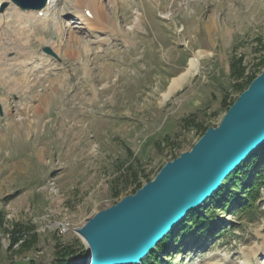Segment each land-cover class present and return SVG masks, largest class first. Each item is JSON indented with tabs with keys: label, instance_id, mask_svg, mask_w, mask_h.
I'll use <instances>...</instances> for the list:
<instances>
[{
	"label": "rangeland",
	"instance_id": "374dc122",
	"mask_svg": "<svg viewBox=\"0 0 264 264\" xmlns=\"http://www.w3.org/2000/svg\"><path fill=\"white\" fill-rule=\"evenodd\" d=\"M73 1L54 0L45 24L21 26L11 3L0 8L33 57L21 66L12 52L0 67V264H56L58 245L86 251L76 231L201 139L184 119L220 124L224 95L237 97L231 63L241 60L245 76L264 71V0H101L106 32L78 20ZM71 36L83 40L80 58L66 48ZM197 51L199 71L163 98ZM130 162L141 171L135 193L118 180ZM253 211L217 210L216 228L197 243L178 240L172 263L264 264V185ZM34 236L35 249L19 255Z\"/></svg>",
	"mask_w": 264,
	"mask_h": 264
},
{
	"label": "water",
	"instance_id": "95a60500",
	"mask_svg": "<svg viewBox=\"0 0 264 264\" xmlns=\"http://www.w3.org/2000/svg\"><path fill=\"white\" fill-rule=\"evenodd\" d=\"M13 1L26 8L20 0ZM46 1L40 0L37 7L43 8ZM261 74L191 151L167 163L135 195L76 231L87 248L88 264H140L264 144V71Z\"/></svg>",
	"mask_w": 264,
	"mask_h": 264
},
{
	"label": "trees",
	"instance_id": "16d2710c",
	"mask_svg": "<svg viewBox=\"0 0 264 264\" xmlns=\"http://www.w3.org/2000/svg\"><path fill=\"white\" fill-rule=\"evenodd\" d=\"M241 60H236L231 63V78L235 80L232 86L233 92L238 98L252 83L257 76H245V68L241 66ZM260 65L264 66V60ZM243 80V81H242ZM236 98L229 101V94H225L222 100V107L226 112L235 103ZM198 118L195 115L183 120V126L190 129L191 127L198 128L200 137L209 129L207 121L197 123ZM169 144V143H168ZM161 146V145H160ZM127 170L123 175L120 174L118 180L124 179L127 188L131 183L135 185L133 192L135 193L141 188V184H137L140 170H136L131 162L126 164ZM260 168H264V144L255 152L249 160L244 161L239 167L233 171L222 183L219 190L213 194L211 199L206 203L188 214L186 219L161 242L156 248L151 251L142 261L141 264H173V254L175 250L181 248L177 246V241H187L192 238V243H197L209 236L216 228L214 214L217 210L221 212H229L233 210L232 214H254L253 209L259 195L261 186L264 185V173ZM129 174V176H128ZM129 179V180H128ZM113 196H118L119 191L116 188L112 189ZM18 239H13L12 244ZM37 244L36 236L28 241H25L19 251V255H25L32 252ZM56 264H86V251L76 253L73 246L56 248L55 253ZM1 244H0V261H1Z\"/></svg>",
	"mask_w": 264,
	"mask_h": 264
},
{
	"label": "bare ground",
	"instance_id": "6f19581e",
	"mask_svg": "<svg viewBox=\"0 0 264 264\" xmlns=\"http://www.w3.org/2000/svg\"><path fill=\"white\" fill-rule=\"evenodd\" d=\"M3 2H6L8 4L11 3L12 9H13L12 17L15 19V23H19V25L22 26L23 21L24 20L26 21L29 19H31V20L37 19L39 22H42L45 24V22L50 17L49 12H50L53 0H51L50 3L46 6V8H44L42 11L31 10L28 12H24L23 10L19 9L16 5H13L11 0H0V5ZM73 2L75 5L74 6L75 14H76L78 20L83 22L89 28V30L99 31V32H106V31L112 30L110 27L112 19L108 15L107 9L104 6L105 4H103L101 2V0H75ZM87 14H89L90 16H88ZM7 27H8L7 22L5 21L3 16L0 15V67H2V65H4V63H7V59H8L7 55L11 54L12 52L18 56L16 61H19L18 63L22 66V65L26 64L28 61L32 60L33 57L31 56V54L29 52H27L26 49L25 50H24V48L22 49V46L18 47L19 43H18L17 38H13L11 36V34L9 35L10 31L7 30ZM112 28H113V31H116V25L115 24ZM18 29H19V27H18ZM20 30H22V29H20ZM14 32L17 33V30ZM42 40H45V39H42ZM68 41H69L68 47L66 46V48L72 49V52H74L77 55V57L80 58L81 57L80 54L82 53L80 49H81V47H83V40H81L80 38H77L76 36L75 37L71 36ZM55 51L57 53H59L61 50L55 48ZM75 54H73V55L75 56ZM203 57H204V53L202 51H197L196 55L189 59L188 66L185 69V71H183L177 77H174L171 79L168 90H167V92H165L163 94L162 97L165 99H170L174 93L178 92L181 88H183L185 81L190 76L194 75L195 74L194 72L199 71L200 60ZM261 76H262V74H261ZM22 78H24V77H22ZM23 81L27 82V78H24V80H22V82ZM11 84L15 88L17 87L16 81H12ZM0 99H2L1 96H0ZM245 99H246V97H245ZM242 103L243 102H241L240 104H242ZM35 109L37 110V112L41 111L42 110L41 104L39 103L35 107ZM263 246H264V243H263ZM262 250H263L262 252H264V249H262Z\"/></svg>",
	"mask_w": 264,
	"mask_h": 264
}]
</instances>
